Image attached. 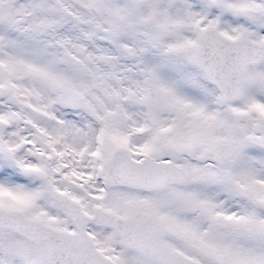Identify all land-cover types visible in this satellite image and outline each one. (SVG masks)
<instances>
[{"label": "snow or ice", "instance_id": "snow-or-ice-1", "mask_svg": "<svg viewBox=\"0 0 264 264\" xmlns=\"http://www.w3.org/2000/svg\"><path fill=\"white\" fill-rule=\"evenodd\" d=\"M0 264H264V0H0Z\"/></svg>", "mask_w": 264, "mask_h": 264}]
</instances>
